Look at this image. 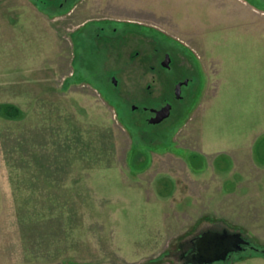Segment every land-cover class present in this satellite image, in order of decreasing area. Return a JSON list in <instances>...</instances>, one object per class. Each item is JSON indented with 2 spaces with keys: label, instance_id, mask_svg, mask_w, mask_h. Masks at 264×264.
<instances>
[{
  "label": "rangeland",
  "instance_id": "1",
  "mask_svg": "<svg viewBox=\"0 0 264 264\" xmlns=\"http://www.w3.org/2000/svg\"><path fill=\"white\" fill-rule=\"evenodd\" d=\"M7 106L0 264H264V6L0 0ZM212 231L249 243L182 257Z\"/></svg>",
  "mask_w": 264,
  "mask_h": 264
},
{
  "label": "water",
  "instance_id": "2",
  "mask_svg": "<svg viewBox=\"0 0 264 264\" xmlns=\"http://www.w3.org/2000/svg\"><path fill=\"white\" fill-rule=\"evenodd\" d=\"M170 62V57L164 60L163 65L168 67ZM114 81L116 79L114 78ZM187 82V80H185ZM182 86V82L178 83L176 86V94L180 96V88ZM171 104L163 106L162 108L155 110L156 115L151 118L152 123H158L167 118L171 112ZM242 243H249L248 240H245L239 233H229L224 231L222 233H212L208 232L201 236L198 239V248L200 250V256L203 255L207 257L204 262H213L215 260H225L229 256L231 252L241 250ZM194 262H202L199 259L193 260Z\"/></svg>",
  "mask_w": 264,
  "mask_h": 264
},
{
  "label": "flooded vegetation",
  "instance_id": "3",
  "mask_svg": "<svg viewBox=\"0 0 264 264\" xmlns=\"http://www.w3.org/2000/svg\"><path fill=\"white\" fill-rule=\"evenodd\" d=\"M244 1H246L248 4L249 3L250 4L251 3L255 4L256 7H263L264 6V0H244ZM63 5L64 4L61 3V6H63ZM167 56H169L171 58V53L170 52H166L165 53V59L167 58ZM163 62H161V63H163ZM185 80H187V82H188L189 78H185L184 80H178L176 82V85L178 83H180V82H182V85H185L186 84ZM174 94H175V98L177 99L178 96H176L177 95L176 94V89H174ZM179 97L181 98V94H180ZM168 103L172 104V109H173L174 103H173V99L172 98L166 99L165 104H168ZM163 105H164V103L162 105H160V106H157V107H149L148 105H143L142 107H140L138 105H134L133 107H134V110H138L139 111V114H140L141 118L144 119V121H146V123L151 124V125H158V124H161L166 118L164 120H162L161 122H158V123H152L151 122V118H153L156 115V111L155 110L160 109L161 107H163ZM193 243H194L195 248L194 249H190L187 256H186V253H183L182 257H186V258L188 257V259H190L192 261L196 260V259H199L202 262L206 261V259H207L206 256H204V258H203V255L200 256L201 255L200 254V250L197 247L198 246V239H194Z\"/></svg>",
  "mask_w": 264,
  "mask_h": 264
},
{
  "label": "crops",
  "instance_id": "4",
  "mask_svg": "<svg viewBox=\"0 0 264 264\" xmlns=\"http://www.w3.org/2000/svg\"><path fill=\"white\" fill-rule=\"evenodd\" d=\"M1 210L2 209H0V212H1ZM0 245H3V246H0V263L4 262V260H3L4 258H6V262H8V260L10 259L9 257H11V256L7 257L6 254L10 252L9 255H13V253H14L13 252L14 251V241L11 240L8 244H6L2 240H0ZM2 249L3 250L6 249L7 251H5V250L3 251Z\"/></svg>",
  "mask_w": 264,
  "mask_h": 264
},
{
  "label": "trees",
  "instance_id": "5",
  "mask_svg": "<svg viewBox=\"0 0 264 264\" xmlns=\"http://www.w3.org/2000/svg\"><path fill=\"white\" fill-rule=\"evenodd\" d=\"M2 109L3 111H6V113H8L9 115H14L15 113H17V109L12 107V106H7V107H3V108H0ZM212 233H222L221 231L220 232H217V231H212ZM235 234V233H233Z\"/></svg>",
  "mask_w": 264,
  "mask_h": 264
}]
</instances>
